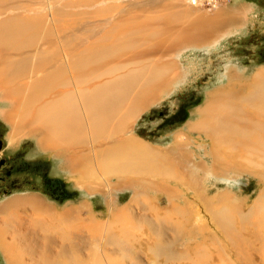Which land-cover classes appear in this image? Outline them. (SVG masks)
Instances as JSON below:
<instances>
[{
    "label": "rangeland",
    "instance_id": "obj_1",
    "mask_svg": "<svg viewBox=\"0 0 264 264\" xmlns=\"http://www.w3.org/2000/svg\"><path fill=\"white\" fill-rule=\"evenodd\" d=\"M195 1L0 0V30L22 20L37 25L29 48L18 50L6 38L12 51L3 43L0 59L7 53L14 57L18 53H49L54 66L46 71L61 66L63 75L71 78L72 62L87 57L93 60L87 55L99 45L117 46L126 40L123 49L104 53L89 73L81 71L83 77L94 73V78L83 81L79 88L123 80L126 98L131 97L119 107L124 112L127 108L125 115L134 111L127 129L113 134L123 116L117 114L107 120L104 133L93 139L88 136V120L80 114L86 129L84 142L69 151L86 149L88 154L84 151L80 156L89 157L83 163L80 158L82 167L70 171L64 146L55 152L39 145L43 133L28 130V117L23 124L19 121V126L9 119L7 114L13 112L16 102L0 93V207L11 203L28 212L29 208L22 206L30 205L21 198L37 197L48 206L44 216L49 210L57 215L84 202L82 217L90 211L105 224L103 229L109 222L108 233L101 231L99 245L107 254L110 250L113 264H264V161H259L257 154L251 159L240 147L225 150L227 138H223L218 147L228 153L221 168H216L218 158L212 142L210 148L209 139L188 125L197 121V110L210 93L230 81L248 83L264 68V0ZM226 17V23L215 26L216 19ZM198 21L206 31L200 37L193 29ZM142 90L147 91L144 98L135 102L132 97ZM77 105L81 108V102ZM177 132L180 135L173 138ZM128 134L166 152L172 146L182 148L180 157L163 158V165L158 163L152 176L147 174L150 172H129L120 175L121 184H116L114 176L106 178L107 187L100 178L105 176L100 154L107 153L110 142ZM90 140L95 145L85 146ZM188 148L193 150L191 161L183 158V150ZM92 175L96 179L90 181ZM74 181L84 182L83 186ZM14 208L3 214L2 227L10 240ZM97 239L85 238L83 253L98 255ZM73 250L63 249V263H68ZM21 255L24 261L29 259L23 252ZM78 258L74 254L71 262ZM34 259L27 262L34 264ZM87 261L90 264L85 256ZM6 262L0 248V264Z\"/></svg>",
    "mask_w": 264,
    "mask_h": 264
},
{
    "label": "bare ground",
    "instance_id": "obj_2",
    "mask_svg": "<svg viewBox=\"0 0 264 264\" xmlns=\"http://www.w3.org/2000/svg\"><path fill=\"white\" fill-rule=\"evenodd\" d=\"M190 1L192 3L196 2L195 0ZM229 16L235 18L233 14H229ZM228 20V17L216 19L215 26L222 25L223 22L226 23ZM202 28L204 27L201 26V21L193 24V29L197 33L196 37L205 34L206 31H203ZM36 30L37 25L35 26L31 21L22 20L19 24L0 30V45L3 46V43L6 45L7 38L8 42H12L18 50L29 48ZM125 42L126 40H123L117 46L106 44L99 45L97 49H94L93 53L91 52L92 54L89 55L88 53L87 55L93 58V60H89V57H87V59L85 58L86 60L83 59V62H80L81 60H75L70 67V73H72V75H70L71 78L63 75L64 72L61 66L60 68L46 71V69L54 66V61L52 62L51 59H48L49 53L16 54L20 57H14L15 55L12 53H7L1 56L0 93L3 97L11 99V102H16V105L14 104L16 107L13 109V112L10 111L7 114L8 118L15 119L16 125L19 126L18 122L20 121L23 124L28 117V130L31 132L34 130L33 132L35 133H43V136L39 140V145H42L44 149L49 148L55 150L56 148L64 146L65 153H67L66 156H68V158H66L68 168L71 171L76 169L79 170V167H82L79 166L80 160L83 159V163V161L89 157L85 154L83 158L80 156V153H84L86 149L83 150L80 148L77 150L74 149L73 152L69 151L73 148V145H80L82 141L84 142V133L86 129H84V123L80 119L82 116L88 120V124L86 123L90 129L88 136H91L92 139L95 135L104 133L106 123H108L107 120L114 119V116L117 114L123 116L122 119L115 124V130L112 128L114 130L113 134L117 135L119 131L128 128V121L133 114V110H130L129 113L125 115V112L128 111L127 108L124 112L119 107L124 100L131 97L128 95L126 98L125 88L127 83L125 81L120 80L116 84L104 82L98 85V83H96L89 89L88 87L79 88L81 83L94 78V73L83 77L81 71L86 70L88 72L90 66L94 64L98 65V61L100 63V61L103 60H100V58L104 53H110L114 49H123L125 47ZM5 48L9 50L8 52L12 51L10 48L8 49V45H6ZM33 56L34 58H32ZM80 56H84V54L80 53ZM27 63H29L28 67L25 66ZM68 83H72L73 88H70ZM128 83L130 84V82ZM154 83L152 84L155 85ZM149 85L146 86L147 89L151 88ZM227 85L228 86H224V88H217L210 93L206 103L197 110L199 118L197 121L188 124L189 128L195 131H201L203 135L209 139L210 148L212 142V151L218 158L215 159L216 168H221L220 165L223 163V160L226 159L225 153H228V151H224L223 148L221 149L218 147L223 138H227L225 150L228 149L233 151V148L240 147L239 151L244 149L243 153L251 154V159H255L257 154L258 160L264 161V155L259 157V154L264 153V68L258 71L248 83L243 84L240 83V81H236L235 84H232L230 81ZM146 92L147 91L143 90L138 91V94H136L137 96H133L132 98L135 97V102L140 101L144 98V93ZM78 102H81V108L80 106L78 107ZM115 104L118 106L114 107ZM80 114H82V116L79 118L78 116ZM112 132H110V134ZM177 135H180L179 132L175 133L173 138H176ZM97 139L99 140V137ZM91 140L85 141V146H91V144L92 146L95 145L93 143L90 144ZM145 142L132 135L123 139L118 138L115 142L114 140L110 142L111 147L108 145L110 148L107 153L103 155L100 154L101 156L99 157L105 171V176L100 175V178L104 180L107 187L109 185V183L106 182V178H109L107 177L108 175L117 178L116 184L117 182L121 184L122 178L120 175L124 176L129 172L139 171V173H143L144 175L150 172L147 174L152 176V174H156L155 170H157L156 167L158 163L163 165V158L168 160V157L171 155L175 156V159L180 157L182 148L177 149L172 146L173 148L166 152V149L161 150L158 145L153 146ZM182 144L181 146H186ZM80 147H82V145H80ZM101 150L104 151L103 147ZM184 150V160L191 161V152L193 150L191 151L190 148ZM94 152H97L96 148ZM163 171L166 172L167 170H162V172ZM160 173L161 172H159V174ZM163 174L164 173H162V177ZM164 176L166 177L167 174ZM170 176L173 177L174 175L171 173ZM89 179L93 181L96 178L92 175ZM21 199L24 203L30 205V207H22L24 209L29 208L30 211L24 212L25 210H18L14 208L11 203H9V205L5 203L0 207V248L5 256L7 264H32L27 261L30 260L31 262V259L34 258L37 260L34 264H65L66 261L63 263V260H65L66 257H61V255L64 254L62 252L65 247L69 249L73 247L75 249L71 252V256L68 258L69 261L66 264H87L89 262H84L85 256L86 258H90V264H113L112 261L114 257L110 250H108L107 254L106 250H102V247L99 245L102 234L101 231L105 232V230L109 228V222L105 229H103L105 224L98 221L97 217L95 218L90 211L86 212L85 218L82 217L81 215L86 207L84 202L74 204L70 206V208H66L67 210L65 211L62 209L63 212L60 214L53 215L52 212L54 210H49L42 216L44 212L48 210V206H44L37 197ZM11 207L15 210H13L14 224L12 230L10 229V240L5 236L6 231L2 227V223L3 214L9 211ZM107 231L103 234L106 235V233H108ZM96 232L97 236L94 235ZM85 238H87L88 241L90 239L94 241V239L98 238V255L94 252L91 254L88 252L87 254L83 253L82 249ZM38 240L42 242L41 245L38 243ZM21 252H23L24 256L29 258L27 261H24L25 258H22ZM74 254L81 258L71 262L74 258ZM82 254H84V257Z\"/></svg>",
    "mask_w": 264,
    "mask_h": 264
},
{
    "label": "crops",
    "instance_id": "obj_3",
    "mask_svg": "<svg viewBox=\"0 0 264 264\" xmlns=\"http://www.w3.org/2000/svg\"><path fill=\"white\" fill-rule=\"evenodd\" d=\"M127 136H130L129 134L127 135ZM123 138H124V136H122ZM122 138V139H123ZM116 141V140H115ZM114 141V142H115ZM62 150V149H61ZM53 151H55L56 152V149L55 150H53ZM57 153H58V151H57ZM60 156H61V153H60ZM61 158H62V160H63V157L61 156ZM66 167V166H65ZM66 169L68 170L69 168L68 167H66ZM71 171V170H70ZM72 171H74V170H72ZM107 177H112V175H108ZM75 183H77V184H79L77 181H74ZM83 183L84 182H81L79 185H82L83 186ZM87 184V183H86Z\"/></svg>",
    "mask_w": 264,
    "mask_h": 264
},
{
    "label": "trees",
    "instance_id": "obj_4",
    "mask_svg": "<svg viewBox=\"0 0 264 264\" xmlns=\"http://www.w3.org/2000/svg\"><path fill=\"white\" fill-rule=\"evenodd\" d=\"M184 122V121H183ZM176 123H177V120L173 123V125H176ZM163 139V138H162ZM159 141V140H158Z\"/></svg>",
    "mask_w": 264,
    "mask_h": 264
}]
</instances>
